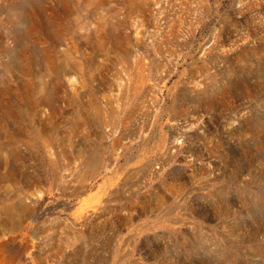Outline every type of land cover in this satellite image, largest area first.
<instances>
[{
  "label": "rangeland",
  "instance_id": "1",
  "mask_svg": "<svg viewBox=\"0 0 264 264\" xmlns=\"http://www.w3.org/2000/svg\"><path fill=\"white\" fill-rule=\"evenodd\" d=\"M103 262L264 264V0H0V264Z\"/></svg>",
  "mask_w": 264,
  "mask_h": 264
},
{
  "label": "bare ground",
  "instance_id": "2",
  "mask_svg": "<svg viewBox=\"0 0 264 264\" xmlns=\"http://www.w3.org/2000/svg\"><path fill=\"white\" fill-rule=\"evenodd\" d=\"M99 260H100V259H99ZM94 261H95V260H94ZM106 261H107V260H106ZM106 261H105V262H106ZM103 264H104V262H103Z\"/></svg>",
  "mask_w": 264,
  "mask_h": 264
}]
</instances>
